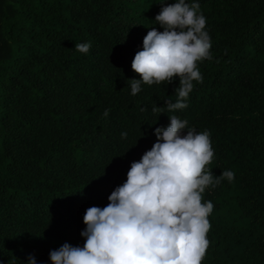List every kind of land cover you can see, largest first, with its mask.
I'll list each match as a JSON object with an SVG mask.
<instances>
[{
	"label": "trees",
	"instance_id": "1",
	"mask_svg": "<svg viewBox=\"0 0 264 264\" xmlns=\"http://www.w3.org/2000/svg\"><path fill=\"white\" fill-rule=\"evenodd\" d=\"M159 2L0 0V264L83 246L86 210L107 206L171 115L210 133L215 176L235 173L203 194L214 209L202 264H264V0H197L212 59L175 112L178 78L131 94L135 54L150 27L163 31Z\"/></svg>",
	"mask_w": 264,
	"mask_h": 264
},
{
	"label": "clouds",
	"instance_id": "2",
	"mask_svg": "<svg viewBox=\"0 0 264 264\" xmlns=\"http://www.w3.org/2000/svg\"><path fill=\"white\" fill-rule=\"evenodd\" d=\"M159 3L154 21L163 31L150 27L135 54L132 69L140 79H130L131 94L139 93L142 84H171L178 78L176 102H165L167 112H175L188 107L194 81L203 83L198 64L212 59V41L197 0ZM75 48L87 54L91 43H76ZM152 111L165 113L157 106ZM127 135L121 133L122 138ZM155 135L152 148L131 163L126 181L112 191L107 206L86 210L83 246L65 242L51 250L52 264H202L214 209L203 194L225 179L231 183L235 173L213 174L208 167L215 155L210 133L189 127L186 119L171 115L170 124L155 128ZM26 264L38 262L30 255Z\"/></svg>",
	"mask_w": 264,
	"mask_h": 264
}]
</instances>
